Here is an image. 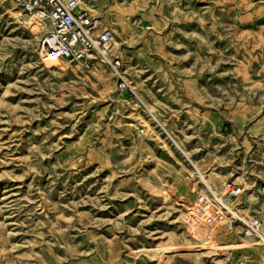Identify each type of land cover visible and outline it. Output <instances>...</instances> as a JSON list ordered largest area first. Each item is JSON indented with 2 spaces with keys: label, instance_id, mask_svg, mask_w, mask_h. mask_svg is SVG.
<instances>
[{
  "label": "rangeland",
  "instance_id": "obj_1",
  "mask_svg": "<svg viewBox=\"0 0 264 264\" xmlns=\"http://www.w3.org/2000/svg\"><path fill=\"white\" fill-rule=\"evenodd\" d=\"M79 5L111 30V64L44 62L42 32L0 0V264H216L238 245L259 264L182 216L264 179V0Z\"/></svg>",
  "mask_w": 264,
  "mask_h": 264
},
{
  "label": "built area",
  "instance_id": "obj_2",
  "mask_svg": "<svg viewBox=\"0 0 264 264\" xmlns=\"http://www.w3.org/2000/svg\"><path fill=\"white\" fill-rule=\"evenodd\" d=\"M13 1L25 22L42 32L38 52L44 62L80 64L84 68H90L95 62L111 64V30L81 7L79 0ZM114 64L117 86L125 88L126 79L117 69L119 62ZM248 193H253L255 200L248 199ZM182 220L195 238L216 230L248 239L254 247L260 248L259 260L264 264V179L250 187L226 180L220 191L209 188L207 193H198ZM241 249L223 247L216 264H247Z\"/></svg>",
  "mask_w": 264,
  "mask_h": 264
},
{
  "label": "bare ground",
  "instance_id": "obj_3",
  "mask_svg": "<svg viewBox=\"0 0 264 264\" xmlns=\"http://www.w3.org/2000/svg\"><path fill=\"white\" fill-rule=\"evenodd\" d=\"M46 63H51V62L46 61ZM62 63L65 64V62H62ZM258 248H259V247H258ZM259 249H260V248H259ZM259 257H260V255H259ZM258 263L260 264V260L258 261Z\"/></svg>",
  "mask_w": 264,
  "mask_h": 264
},
{
  "label": "crops",
  "instance_id": "obj_4",
  "mask_svg": "<svg viewBox=\"0 0 264 264\" xmlns=\"http://www.w3.org/2000/svg\"><path fill=\"white\" fill-rule=\"evenodd\" d=\"M239 246V245H238ZM242 248V247H241ZM258 248V247H257ZM258 250H259V255H260V249L258 248Z\"/></svg>",
  "mask_w": 264,
  "mask_h": 264
}]
</instances>
